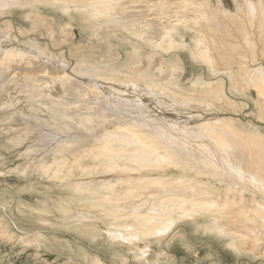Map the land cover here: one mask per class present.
<instances>
[{"label": "bare ground", "instance_id": "6f19581e", "mask_svg": "<svg viewBox=\"0 0 264 264\" xmlns=\"http://www.w3.org/2000/svg\"><path fill=\"white\" fill-rule=\"evenodd\" d=\"M146 1L149 0H0V11L2 10L5 13L6 11L8 12V17L6 19L5 17L4 19H2L3 17L0 19V26L6 25L7 27V25L9 26L10 24L13 29L17 30V33L15 32L16 34H12L10 37L12 36L13 39H17L16 41H20L21 43V48H18L19 46L15 47L14 44L9 45L8 41L5 43L8 45H5L6 47L4 49L0 48V57H4L0 60V77H5L4 80L9 78L10 82L17 81L16 86L19 91L30 92L27 97H25L27 101H29L25 108H27L26 110L28 112H32L33 116L29 117V120H25H28L27 123H34V127L40 130V132L39 130L37 131L39 133L33 136V138H29L31 141L38 143H35V149H37H34V153H32L33 151L31 152L28 148L27 150L29 151L24 150L29 153L30 157L29 159L26 158L28 156L25 157L27 159L26 163H28L26 166L32 170L40 169V171L45 173V175L49 178H58L56 182L60 183V185L62 184L64 186L65 184H68V182H71L73 186H75V188L73 187V190H71L75 193V195L79 194V198H76L75 203H73L74 199H70L74 205H82V202L85 199L93 200V202L101 201L100 196V200H96L97 196L94 190H98L99 186H102V184L105 185L103 187H106V191L107 189L122 190V194H119L122 196L121 198L131 194L133 197L135 196L141 199L145 193L136 191V194H132L135 193V189H133V187L138 188L140 191H147L146 188L148 189V187H152V185H148V187H146L148 182L159 187L160 184L162 185L164 181H167L164 178L173 173L182 174L187 177H197L205 185V188H211L215 195L213 194L209 198H203L201 191H196L197 189L194 190V186H189V189L186 188L187 190L182 188L175 189L176 192L165 191L163 194L166 195L160 194L161 196H159V199H155V204L158 202L157 204L162 212H156L154 210L152 212H138L140 206L136 207V203L141 201L139 198L138 200L128 202V205L131 206L132 209L126 215L132 218L131 224L135 228L134 232L138 231L139 236L163 234L165 233L164 231H166L165 229H168L163 228L162 230V227H165V224L173 223L182 218L194 219L201 216L200 212H204L205 216H209L214 223L219 224V228L226 226L228 231L233 232V235H235L236 238H239L238 240L241 244L240 246L244 247L243 249L246 248L248 250H252L250 248L251 245L248 246V244H253V242L260 244L261 242L258 241L261 237H263L258 235L260 232L259 230H257L258 234H255L256 232H254V229L252 230L251 228V226L256 223H264V213L261 210V212L259 211V200H256V195L248 192L250 190L249 186L250 188L252 187V191L255 188V192L258 194L261 193V190L264 191V180L261 178V173L263 174L264 172V131L261 129V125L251 120H240L241 118L239 119L238 117V119L226 116H211L210 118H207V116L200 118L202 115H199L197 112L193 113V111L186 112L187 114L185 119L180 121L178 118L174 117L175 115L171 116L172 114L169 115L162 111L160 114L157 111L158 108L153 109V107L149 106L147 103L145 108L132 103L136 101L142 104L143 101L147 102L155 99L156 102L161 104L165 101L157 98L159 97L158 94L163 93L162 96H164L167 92L170 103L174 101V105V103H178L179 99H181L182 103H180L185 105L176 107V105L173 106L172 104H167L170 108L169 110L178 114L180 111L179 108L186 110L194 101L198 104V106L207 104V102L209 104L211 101H229L225 88L220 81L210 78L196 79L191 81L190 84L194 87L193 89H188L184 85L178 84L176 87H170V69L168 71L166 70V73H164L160 78H156L153 69H151V71H145L144 69L146 68H139L136 71L130 70V72L126 73V78L122 80L123 78L121 79L119 77L117 78V76L115 77L116 74L120 73L118 69L109 67L105 68L106 71L104 72L102 71L104 69L98 64L91 65L89 71H91L100 80H103L106 83H111L106 84L108 91H115L120 96L124 97L121 100L113 101L110 98L112 93L109 92L110 94L108 95V91H105L104 88L102 89L93 84H87V82H84L78 77H71V75H67V70L62 68L63 66L59 69L49 68L47 64L48 61L43 59L44 54L52 53L48 49L47 45L49 43L53 44L52 42H54L53 40L56 35H62V37L57 39L60 41V44H68L70 42L68 37L70 39L73 38L72 32L68 30L69 25L66 29L64 24H60L54 18L49 17V15L45 12L50 8L53 10L61 8L65 13L72 10L75 11L76 14L89 10L96 16L101 15L103 12H108L109 16L117 15V18L121 19L120 22L124 20V17L120 16L119 18L118 14L121 13L122 9H127L126 14L124 15L125 17L127 16L130 18L126 17L128 20H125L122 23L124 25L129 23L128 29L130 28L133 31H142L144 29L147 33V31H149L147 29H150L147 35H153V37L156 36L157 39L168 36L171 31L174 30L167 25L169 17H166V22L164 18L161 19V15H164V13L166 15V11L169 8H175V11L174 9L172 10L177 14V18L175 19L176 21L179 23H185V19L181 18V14H191L195 21H200L205 25V27H195V31L206 36L208 40L207 42L209 43L208 46H212L215 50L224 52L227 50L224 48L222 42H220L219 34L221 33V29L219 24L214 21L215 13L226 12L224 15L225 17L226 14L228 15L229 23L232 26L237 22V24L241 26L239 22L240 16L238 17V15H241L240 19H251V17H249L250 15L248 16L246 11L241 12L238 15L236 14L237 16L235 17H233L234 14L231 16L232 13L230 14L228 9L220 7L223 0H157L156 6L158 8V12H144L146 9H143L144 11H142L141 8V10H139V7L147 6V4H143L144 2L147 3ZM231 1L237 12L241 11L237 10L238 4L241 5V8L244 5L245 8V4H241L244 1ZM247 2L248 1H246V3ZM249 2L251 7H248L252 8L256 15H260L261 18L264 19V0H249ZM150 5L151 4H149V7ZM244 8L242 11L245 10ZM152 10L154 9L152 8ZM170 12L171 11L168 13ZM251 12L249 11V14ZM157 15H160V17ZM236 17L238 19H235ZM252 17H254V15ZM20 19H29L32 22H45V32H40L37 36H46L48 41L46 46H40L37 41H35L37 40L36 37L31 39L25 33V28L22 27V24H20L22 23ZM111 19L113 20V18ZM111 19L110 21L112 22ZM118 19H115V21ZM159 19H161L160 21L162 23L160 25L158 23V26L156 21ZM190 20L191 23L189 24L192 25V19L190 18L189 22ZM120 22H117V24H121ZM185 24L187 25V23ZM244 25L247 26L248 24H245L244 22ZM3 28H5V26H3ZM240 29L243 30L247 28L241 27ZM3 31L5 32L4 29ZM3 31L0 30L1 38V35H5ZM199 33L197 34L199 35ZM7 35H5V38H10L6 37ZM147 35H145V38ZM151 38L149 37V39ZM154 39L155 38H153V40ZM3 40L5 39L3 38ZM11 40L12 39H10V41ZM153 40H151V42H153ZM11 43H13V41ZM243 43L245 44V41ZM1 44L3 45V43ZM15 44L18 45V43ZM152 44H155V42ZM261 44L263 45V42ZM22 45H25V48L22 49ZM202 48L204 47L202 46ZM198 50L199 49H197L196 52H198ZM220 51L215 55H210L203 50L201 52L204 53V58L202 60L206 62H209L211 58L214 60L217 59L216 62L220 60L219 63L223 65V68L219 67L220 65H218L217 68L225 70L226 73L230 74L233 64L230 63L231 61H228V56V59H226L225 55H222L224 52L222 53ZM75 61L77 62V67H75L77 69L80 67V64L83 63V60L80 58ZM18 65H21L20 68ZM262 66H258L259 70L256 72H253L256 69L252 72L247 70L249 73L248 76H246L247 78H245V83L247 82V85L250 83L253 84V82L254 84L257 83L255 84V86L257 85V89H260L261 92L264 93V73L262 72ZM256 67L257 66L254 68ZM17 68L20 69L18 70L19 74L16 72L17 74L15 76L9 77L8 75L11 74L10 72H15ZM75 68L72 69V71H75ZM156 68L158 67H155L154 69ZM247 68L248 67H246V69ZM8 72L9 74H7ZM235 73V75H237L238 72ZM21 77L25 80L29 79L33 83L30 86L25 81L23 83H18ZM39 78L43 79V81H38ZM240 80L241 79L238 81L240 82ZM2 82L5 81L2 80ZM114 82L128 86H135L136 89L142 90L143 92L142 94L137 93V95L131 96L128 91L123 90L120 86V88L118 86V88L115 87L113 84ZM239 82L234 81L231 84V88L235 89L237 92L247 93V87H244L241 84L240 86H237ZM47 83H51L52 85L55 84V86L57 84V86L60 87L58 90L59 92H57V94L52 93L48 90L51 88L50 86V88L45 89L47 86L45 88L44 86ZM4 88H6L5 84H0V90H4ZM149 90L153 91L154 95H147ZM143 97H146L147 100ZM251 98L254 103L258 121L264 123V101L260 100L258 97ZM34 100L41 101L40 103L44 106V108L40 109L42 106L39 107L34 105L32 102ZM17 103L19 102L17 101ZM235 106L236 104H234V107ZM22 111L25 110L20 109L18 113L22 115L24 113ZM38 111H45L47 116L44 118L39 116ZM156 112L160 115H156ZM25 113L27 112L25 111ZM148 115H150V117ZM194 118H197V120L191 122L190 120ZM7 121L10 120L8 119ZM220 124L225 125V131L220 132V129L216 130ZM9 127L10 126H8V129H10ZM23 128H25V126ZM3 130L7 131V129L4 128ZM26 133L30 134L29 132ZM9 138L10 137H8V139ZM33 146L34 145H32V147ZM220 147L223 149V151L221 149V152H225L224 154L218 152ZM41 164H44V166H41ZM162 177L164 178L162 179ZM62 178H65V180ZM202 178H206V181L202 180ZM250 178H252V180H250ZM237 179H241V181L238 182ZM63 186H61V188ZM101 186L100 188H102ZM68 187L69 186H67V188ZM87 189H90L88 190L89 192L83 193V190L86 191ZM103 189H100V191ZM163 189L166 188L164 187ZM152 190L149 191V194H152ZM155 190V192H158L157 189ZM97 193L100 194V192ZM105 193L106 195L108 193L112 195L114 194L112 191ZM93 194H95L94 196L96 197H93ZM104 195L102 194L101 196ZM109 197H111V195H109ZM105 198L107 199L108 197H104V199ZM70 200H63L64 202L59 204L62 211L69 210V205L71 204ZM143 202H140L137 205H141ZM245 203H247V205ZM0 207H3L2 204H0ZM156 207L154 209H156ZM164 208H166V210H164ZM112 209L115 210L114 208ZM115 218L118 217L116 216ZM13 225L18 232L28 234L27 230L18 227L16 223L13 222ZM258 227L263 229V226ZM208 229L210 228L208 227ZM263 230H261V234ZM5 233L7 232L5 231ZM118 235L121 234L119 233ZM33 236H39L40 238L41 236L45 237L41 231H34ZM114 236L117 237V235ZM261 245H258L260 249H262ZM262 247L264 248V246ZM239 248L241 249V247ZM253 252H255V250Z\"/></svg>", "mask_w": 264, "mask_h": 264}, {"label": "rangeland", "instance_id": "374dc122", "mask_svg": "<svg viewBox=\"0 0 264 264\" xmlns=\"http://www.w3.org/2000/svg\"><path fill=\"white\" fill-rule=\"evenodd\" d=\"M246 1L248 2L246 3ZM246 1L241 0L242 3L239 2L242 5L245 4V8L244 5L241 8V5L238 4L237 7L239 9L237 8V10H241L240 12H237L234 9V5L232 4L231 0H223L220 4V7H224L228 9L230 14L232 13L231 16L234 14L233 17L245 11L248 16L250 15L249 17H251L252 20H248L249 18L240 19L241 15H238V17L240 16L239 22L241 26L237 24L238 22L232 26L229 23L228 15L226 14V17L224 15L226 12H216L217 14L215 13L214 15V21L219 24V27L221 29L219 38L220 42H222L224 48L227 50L225 52L215 50L214 48H212V46H210L211 48L208 46L209 43L207 42L208 40L206 36L202 33L201 35L199 32L195 31L197 26L205 27V25L200 21H195L192 18L191 14H181V18L185 19V23H187V25L184 22L179 23L178 21H176L175 19L177 18V14L174 13L175 8H169L166 11V15L165 13L164 15H161V19L164 18L166 22V17H169L167 25L174 30H172L168 36L158 39L156 38V36L153 37V35H147L150 29H147L149 30L147 31V33L144 29L142 31H133L130 28L128 29L129 23L126 24L127 26L122 23L123 21L128 20L127 18H130L127 16L126 18L124 15L126 14L127 9H122L123 12L121 10V13L118 14L119 18L120 16L124 17V20L120 22L121 19H118L117 15L109 16L108 12H103L101 13V15L96 16L93 15L89 10H86L83 13L76 14V12L72 10H69L68 13H65L61 8L57 10H53L50 8L45 12L49 15V17L54 18L60 24H64V27L66 29L69 25L68 30L72 32L73 38L70 39L68 37V39L70 40L68 44H60V41H58L57 39L59 37H62V35H56L53 40L54 42H52L53 44L49 43L47 45L48 49L52 53L44 54L43 59L48 61L47 64L49 68L59 69L63 66L62 68L67 70V75H71V77H78L84 82H87V84H93L102 89L104 88L105 91H108L106 84L111 83H106L105 81L100 80L91 71H89L91 65L98 64L104 69L102 70L104 72L106 71L105 68L109 67L118 69L120 73L116 74L115 77L117 76V78H123L122 80L126 78L125 75L126 73L130 72V70L136 71L139 68H146L144 69L145 71H151V69H153L156 78H160L164 73H166V70L168 71L170 69V87H176V85L178 84L184 85L188 89H193L194 87H192L190 84L191 81H194L196 79L210 78L218 80L223 84L229 101H211L209 103L210 105L207 102V104H204L202 106H198V104L194 101L189 107L186 106L188 107L186 110H183V108H179L180 111L178 114L176 112L173 113L171 110H169L170 108L167 104L173 105L174 101L171 103L169 102L167 92L164 94V96H162L163 93H157L159 96L157 98H160L161 100L163 99L165 101L164 103H161L162 105L156 102L155 99L149 100L147 102L143 101L142 104L136 101L132 103H135L136 105L143 108L146 107L147 103L149 106L153 107V109L158 108L159 110L157 109V111L159 113L162 111L169 115L172 114L171 116L175 115L174 117L178 118L180 121H182V119H185V116L187 114L186 112L192 111L193 113L197 112L199 115L201 114L202 116L200 118L207 116V118H210L211 116H226L234 117L236 119L241 118L240 120H251L261 125V129L264 131V123L258 121L255 113L254 103L251 98L258 97L260 100L264 101V93L261 92L260 89H257V85L255 86V84L257 83H250L252 86L250 84L247 85V82L245 83V78H247L246 76H248V73L252 72L255 69L256 70L253 72H256L262 65V72L264 73V19L261 18L260 15H256L252 8H249L251 7L249 0ZM146 2L147 3L144 2L143 4H147L148 7L149 4H151L150 7H139V10L142 9V11H144L146 9L144 12H158V8L156 6L157 0H149ZM151 7L154 10H152ZM243 8L245 10L242 11ZM172 9H174V11ZM169 11L171 12L168 13ZM249 11L252 12L249 14ZM253 15L254 17H252ZM157 16L160 17V15ZM4 17L5 19L8 17V12L6 11L5 13L1 10L0 19H4ZM189 17L192 19V25L189 24L191 23V20L189 22ZM111 18H113V20ZM114 18L118 19L116 21L120 22L121 24H117ZM110 19L113 23L110 21ZM161 19L158 20L159 22L156 21L157 23H155L157 25L159 23L160 25L162 23L160 21ZM235 19L238 18L236 17ZM20 20L22 21V23L20 24H22V27L25 28V33L31 39L36 37L37 40L35 41H37L40 46H46V43L48 42L46 36H37L40 32H45V22H32L29 19ZM244 22L245 24H248L247 26L249 28L244 25ZM3 26H5V28H3ZM3 26H0V30H5V32L3 31L4 34H8L6 37H10V35L17 33V30L13 29L10 24V27L8 25L7 27L6 25ZM243 26L247 28L243 29L245 31L240 29L241 27L244 28ZM252 26L254 29L252 28ZM197 33H199V35ZM5 35H1L2 38L0 37V48L4 49L8 45L5 44L8 41L9 45L14 44L15 47L19 46L18 48H21L20 41L17 42V39H13L12 36L10 38H5ZM145 35H147L146 38ZM149 37H153L155 39H149ZM232 37L234 40L232 39ZM3 38L6 40V42L5 40H3ZM10 39L12 40L10 41ZM151 40H153V42H151ZM12 41L13 43H11ZM244 41L245 44L243 43ZM154 42L155 44H152ZM262 42L263 45L261 44ZM1 43H3V45ZM15 43H18V45ZM201 45L204 48H202ZM23 48H25V45H22V49ZM201 48L210 55H215L219 51L222 53L224 52L223 54H221L223 56L225 55L226 59L229 58L228 61H231L230 63L233 64L231 73L228 74L225 72V70L217 68L218 65H220L219 67L223 68V65L219 63L220 60L217 62V59L214 60L212 58L209 60V62L202 60L204 58V53H201L203 51ZM197 49L201 50H198V52H196ZM240 51L242 52V54ZM3 58L4 57L1 56L0 60ZM80 58H82L83 63H81L80 67L76 69L75 67H77V62L75 60ZM234 58L236 61L234 60ZM255 66L257 67L254 68ZM155 67L158 68L154 69ZM246 67L248 68L246 69ZM74 68L76 70L72 71V69ZM18 70L20 69L17 68L15 72L11 71V74H9V72L7 74H9V77L15 76L17 73L19 74ZM235 72H238V76L235 75ZM241 77L244 78L242 79ZM238 78L242 81L240 80L239 82ZM0 79V82H2V80L5 81L2 83H4L6 86L4 90H0V204H2L3 206L0 207V264H264V248L262 247L264 246V235H262L264 234V223H256L258 224H255L256 227L255 225H252L254 228L251 226L252 230L254 229V232H256L255 234H258L257 230H259L260 232L258 235L263 237H261V241H258L261 242L262 245L261 243L259 244L257 242H253L254 245L250 243L248 244V246L251 245L250 248L252 250H248L246 248L243 249L244 247L240 246L241 244L239 243V238H236V236L233 235V232L228 231L226 226H222V228H219V224L214 223L209 216H205L204 212H200L201 216L194 219L182 218L173 223L165 224V227H162V230L163 228L168 229H165L167 232L164 231L165 233L163 234L139 236L138 231L134 232L135 228L131 224L132 218L126 215L132 209V207L128 205V202L138 200L139 197L137 198L134 196V198L133 195L130 194L129 196L121 198L122 196L119 194H122V190L109 189V191L107 189L106 191V187H103L105 186L103 184L102 186L100 185L102 188H100L99 186L98 190H94L98 198L94 196L95 194H93V197H96V200L99 199L100 196L101 201L93 202V200L85 199L82 202V205L72 204V201L70 199H74L73 203H75L76 198H79V194L75 195V193L72 191L73 187L75 188V186H73L71 182L67 181L68 184H65L67 183L65 182V185L63 186L62 184L60 185V183L56 182L58 178H49L47 177V175H45V173H42L40 169L32 170L30 168H27L26 164L28 163L26 162L27 159L30 158L29 153L27 152L29 150H27V148L30 149L31 152L33 151L32 153H34L35 145L38 144L37 142L31 141L30 137L33 138V136L40 132L39 129L34 127V123H27L29 117L33 116V113L30 111L28 112L26 110L27 108H25L26 104L29 102L25 97H27L30 92L19 91L16 86L17 81L10 82L9 78L7 80H4L5 77H0ZM233 79L235 82H239V84L237 83V86H240L241 84L244 87H247V93L237 92L235 89H232L231 84L234 82ZM24 81L28 83L29 86L33 83L29 79L25 80L22 77L18 81V83H23ZM38 81H43V79L39 78ZM47 84L44 86V88L47 86L45 89L51 87L48 90H50L52 93L57 94V92H59L58 90L60 89V87L57 86V84L56 86L55 84L52 85L51 83ZM113 84L115 87L120 86L123 90L128 91L129 95L131 96L137 95V93L142 94L143 92L142 90L136 89L135 86L123 85L116 82H114ZM109 92L112 93V95H110V98L113 101L121 100L124 98L115 91H108V95L110 94ZM147 95L152 96L154 95V92L149 90ZM143 98L147 100L146 97ZM17 101L19 103H17ZM32 102L36 106H42L40 103L41 101L39 100H34ZM180 102L182 103L181 99H179L178 103L176 102L177 104L174 103L173 106L176 105V107H178L184 105ZM234 104H236L235 107ZM42 108H44V106L40 107V109ZM20 109H24L27 113H25V111H22L24 113L22 115L19 114L18 112ZM158 112H156V115L159 114ZM38 115L44 118L47 116V113L45 111H38ZM148 116L150 117V115ZM6 119H9L10 121H7ZM196 120L197 118H194L190 121L194 122ZM8 126H10V129H8ZM24 126L25 128H23ZM220 126L215 129H220V132L225 131V125L220 124ZM3 128L7 129V131L3 130ZM38 130L39 132H37ZM26 132H29L30 134ZM8 137L10 138L8 139ZM32 145L34 146L32 147ZM221 149L222 148L220 147V149H218V152L224 154L225 152H221ZM41 166H44V164H41ZM262 176L264 177V172L263 174L261 173V178L262 180H264ZM163 178L164 177H162V179ZM62 179L65 180V178ZM164 179H166L168 182L164 181L165 183L163 182L162 185H159V187L162 186L166 189H163L162 187L159 188L156 185L154 186V184L150 182L147 183L146 187H148V185H152V187L154 186L153 188L157 189L158 191L155 192V189H153L152 187H148V189H153H151L153 191L152 194L150 193L151 195H153V193L155 192L153 196L149 194V191L151 190H148L147 188V191H140L138 190V188L133 187V189H135V193L132 194H136V191L145 193V195L142 196L143 198L140 196L141 199L139 198V200L141 201L136 203V207L140 206L138 212H152L153 210L156 212H160L161 209L157 204L158 202H156L155 204V201L159 199V196L166 195L163 194L165 193V191L176 192L175 189L182 188L187 190L189 189V186H194V190L197 189L196 191H201V195L203 198H209L214 194V191L209 187L205 188V185L197 177L193 178L190 176L187 177L182 174L173 173L171 175H168ZM202 180L206 181V178H202ZM250 180H252V178H250ZM239 181H241V179H239L238 182ZM69 183L71 184V186ZM61 186H63L64 188H61ZM67 186L69 187L67 188ZM100 189L103 190L100 191ZM249 189L250 190L248 192L251 194L254 193L253 195H256V200H259V211L261 210L264 213V191L261 190V193L258 194L255 192V188L252 191V187L250 188L249 186ZM88 190L90 189H87L86 191L83 190V193L89 192ZM111 191L114 192L113 195L108 193ZM97 192H100V194H98ZM105 192L111 195V197H109L108 194L106 195ZM102 194L104 196H101ZM104 197L108 198L104 199ZM116 198L118 201L116 200ZM66 199H69L71 201V204L69 205L70 208L67 211H62L59 204L66 201ZM140 202L143 203H141V205H137ZM245 204L247 205V203ZM155 205L158 206L159 209ZM111 206L115 210H113ZM155 207L156 209H154ZM164 210H166V208H164ZM116 216L118 218H115ZM13 222L16 223L18 227L27 230L28 234L18 232L14 227ZM258 226H263V229L259 228ZM208 227L210 229H208ZM261 230H263L262 234ZM5 231L7 233H5ZM34 231H41L45 237L41 236L40 238L39 236H33ZM131 232H133L134 234ZM119 233L121 235H118ZM113 234L117 235V237H115ZM127 237H129L130 239ZM257 244L261 245L262 249H260ZM239 247H241V249ZM254 250L255 252H253Z\"/></svg>", "mask_w": 264, "mask_h": 264}]
</instances>
